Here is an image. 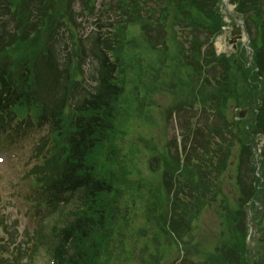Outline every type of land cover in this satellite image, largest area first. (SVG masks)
I'll return each instance as SVG.
<instances>
[{
    "label": "trees",
    "instance_id": "1",
    "mask_svg": "<svg viewBox=\"0 0 264 264\" xmlns=\"http://www.w3.org/2000/svg\"><path fill=\"white\" fill-rule=\"evenodd\" d=\"M95 1L83 0L89 15L95 13ZM108 1L106 12L118 20L100 27L109 29L108 37L97 33L92 39L96 85L66 114L69 86L59 80L57 47L43 28L30 33L32 26L28 27L36 10L42 20L71 16L66 1L0 0V138L16 141L34 128H49L51 147L27 183V201L37 212L35 218L60 215L48 232L47 226L39 224L38 234L40 240L47 239L51 264H116L117 241L124 240L138 204L152 205L150 212L143 213L144 221H156L160 228H168L165 234L180 237L219 195L217 188H211L212 177L222 176L228 166L225 161L214 167L205 156L196 180L195 171L187 167L192 187L185 197L164 194L160 188L151 194L142 190L141 181L135 184L132 177H141V171L133 170L132 157L123 156L119 147L125 137L121 134L126 133L121 118L131 114L130 92L126 95L129 79L136 76L142 85L150 71L152 88L146 89V96L136 94L134 103L152 100L163 91L177 101L166 105L186 110L198 105L209 119L213 115L210 123L198 124L194 130L202 152L212 134H223L230 103L255 106V120L264 116V0H233L235 15L245 21L250 38V66L243 51L230 56L216 52L214 42L225 25L222 0ZM131 25L141 27L140 41L130 39ZM76 47L84 50L81 40ZM32 74L40 79L38 86L32 84ZM161 80L163 89L158 86ZM52 99L54 114L44 113ZM14 111L20 115L16 117ZM165 163L172 178L178 167L170 166L168 160ZM256 192L253 188L251 194ZM228 220L231 231L226 248L233 253L227 260L218 257V264H264V242L256 261L247 256L251 252L245 245L244 217L233 211ZM260 226L264 234V215ZM207 263L216 264L214 259Z\"/></svg>",
    "mask_w": 264,
    "mask_h": 264
},
{
    "label": "rangeland",
    "instance_id": "2",
    "mask_svg": "<svg viewBox=\"0 0 264 264\" xmlns=\"http://www.w3.org/2000/svg\"><path fill=\"white\" fill-rule=\"evenodd\" d=\"M99 13V12H98ZM97 13V14H98ZM230 16V15H229ZM96 18H89L82 21H79L80 25L78 26V34L80 37L85 39L89 33L92 31V28L97 23ZM222 44V48L218 47V43ZM217 51L218 53H227L231 54L234 52V48H232L229 45V38L226 36H222L218 42H217ZM249 55L247 54V57ZM81 62V70L80 74L83 78V81L85 80L90 85H92L91 82V76L93 75V65L91 64V59L83 57L82 59H79ZM148 71V70H147ZM148 79L147 75L145 78L142 79L143 84L141 85L139 83L138 78L135 76L134 78L129 79L130 83L126 85V95L129 96V102H128V108L129 111L132 112V109L134 107V98L136 94H141L142 96H146V89L152 88V81L150 78V71H148ZM220 72L222 73V69L220 68ZM144 85V86H143ZM125 95V96H126ZM157 100L165 106L167 103H170L172 101L171 97L168 95V93H157ZM173 103V102H172ZM175 104V103H173ZM178 119V126L180 130V136L182 137V144L181 146L178 145V148H183L184 142L186 141V131L182 130V123L188 122L192 126V118L194 119V122L200 125H205L210 123L213 120V115L209 119L208 114L203 112L202 110H186V109H179L174 110L173 114ZM150 116L152 117L150 120H146L143 123L145 124V127H141L140 132L136 134V140L140 142V146L136 145L133 147V151L135 154L134 158V164L136 167H142L143 173L141 174L142 179L140 180V176H135V182L141 181L145 186L142 190L148 189L151 190V194L160 188L162 190V193L165 194V191L161 185L162 182V172H163V145H164V137H161L160 139L156 138L154 130L160 128L162 129L161 122L159 119H157L154 116L153 110L150 111ZM229 119L230 116L228 115ZM137 122H141L137 116H134V119L132 121V124H135ZM172 124V122H171ZM195 126V127H196ZM220 126V125H218ZM152 131V135L150 137V145L147 148H144L146 146V143L143 142V138H145V134L147 135L148 132ZM128 132L131 136L135 135V129L134 125H130L128 128ZM173 135H175V138L177 137L176 128L173 127ZM232 131L234 134H239L238 128H232ZM46 131L39 132L35 138L31 140L24 141L22 143V147H20L18 150L16 148H12V150L9 153H2L0 150V160L2 158L4 161L0 163V220H4L7 218V226L9 227L10 233L4 232L3 226L0 227V245H2L5 250H12L14 246L22 247L23 254L20 257H16L19 264H49V254L47 251H49L46 240H44V247L42 250H40V253L35 256L33 261L28 260V256L26 253V246H31L33 240L27 239L26 236L28 233L30 235H33L36 225L39 223H43L47 226L46 232H48L53 226L56 225L57 220L60 218V215L53 214L49 215L48 217L37 219L34 217V214L31 213L30 206L24 202L22 197H17L16 193H18V190L20 189V185L22 183L23 174H20L19 171H23V168L28 164L29 159L32 156V151L35 148L36 145H38L46 136ZM224 135V136H223ZM220 135H214L212 138V141L214 145H216L217 141H222L223 146H227V140L231 141L233 139V135L231 131L226 132L225 134ZM184 136V137H183ZM174 138H172L173 140ZM257 142L262 141L261 138L256 139ZM188 145L192 144L193 140L187 141ZM236 144L234 147L231 148L232 156L230 157V164L231 167L228 168L227 172L225 173V177L223 178V189L222 192L225 194L230 195L231 202L234 201L237 197H240L241 190L236 192V195H232L230 191L233 190V178L234 174H232L231 177V170L234 167L235 173H237L239 170L241 171V174H238V184H239V177L241 181H247L248 183H251L252 181L249 178H247L246 175V167L239 163L238 165L234 164L233 159L237 158L236 162L240 159V146L238 145L237 141H234ZM129 146V143L127 141H123L122 147L124 149H127ZM220 149L218 147L212 148V150ZM158 150V151H157ZM224 151H217V154H223ZM19 156V157H18ZM214 156V155H213ZM199 157V156H198ZM243 159L246 161V155H244ZM199 160V158H198ZM152 162V167H151ZM217 162V160H215ZM237 176V175H236ZM217 182H220V179L217 180ZM135 183V184H136ZM138 186V183L136 184ZM141 190V191H142ZM174 192V191H173ZM135 194L138 195V190H135ZM223 197L219 196L218 199L209 207L207 208L204 213L202 214V219L198 223V234L203 236L205 238V242L198 243V260L200 261V264L207 263L205 261L206 257H209L213 254L214 249H217V254H220V251H218L219 248V240L218 236L223 237V229L219 225V221L217 218V215L220 217L225 212L223 211V208L225 207V204L222 203ZM123 206V205H122ZM137 214H140L141 207L138 204L137 205ZM222 208V209H221ZM140 209V210H139ZM251 221V218L249 219ZM143 221V220H142ZM142 221H136L134 223L129 224V227L125 230V238L124 240L122 238H119L116 244V250L119 253V259L116 262V264H121L126 258L127 250L129 255V261L127 264H143V259L146 261H150L151 257H157L161 256V254L157 253L152 255L149 245L143 241V238L149 235V226H146ZM222 223V219H221ZM217 225V226H216ZM147 227H148V233H147ZM206 234H216V240L215 237L211 235L203 234V231ZM253 233V231H252ZM251 234V232H250ZM122 241V244L120 242ZM149 240V238L147 239ZM251 243V242H250ZM12 245V248L9 249L8 246ZM249 245V242H248ZM251 244L249 245V248H251ZM0 250V254H1ZM166 256L163 257L162 260L156 261L157 264H184L186 261L187 264H190L193 262L191 259V253L188 251L182 250L181 253H179L177 247L175 245H172L171 247H166ZM228 252V251H227ZM226 252V253H227ZM4 255H6L4 253ZM228 257V254L223 256L224 259ZM15 259V258H13ZM177 259H181L180 262H178ZM176 260V261H173ZM217 260V259H216ZM198 263V261L196 262ZM216 264H218V261H216Z\"/></svg>",
    "mask_w": 264,
    "mask_h": 264
},
{
    "label": "water",
    "instance_id": "3",
    "mask_svg": "<svg viewBox=\"0 0 264 264\" xmlns=\"http://www.w3.org/2000/svg\"><path fill=\"white\" fill-rule=\"evenodd\" d=\"M237 34H238V35H241L242 33H241V31L239 30V31H237Z\"/></svg>",
    "mask_w": 264,
    "mask_h": 264
}]
</instances>
